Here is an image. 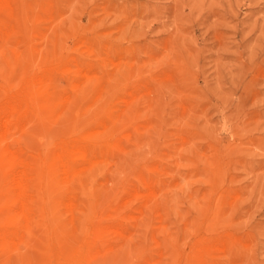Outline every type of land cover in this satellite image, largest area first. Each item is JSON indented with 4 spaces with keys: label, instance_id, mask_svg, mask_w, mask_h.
I'll return each mask as SVG.
<instances>
[{
    "label": "rangeland",
    "instance_id": "obj_1",
    "mask_svg": "<svg viewBox=\"0 0 264 264\" xmlns=\"http://www.w3.org/2000/svg\"><path fill=\"white\" fill-rule=\"evenodd\" d=\"M0 264H264V0H0Z\"/></svg>",
    "mask_w": 264,
    "mask_h": 264
},
{
    "label": "bare ground",
    "instance_id": "obj_2",
    "mask_svg": "<svg viewBox=\"0 0 264 264\" xmlns=\"http://www.w3.org/2000/svg\"><path fill=\"white\" fill-rule=\"evenodd\" d=\"M11 149V148H10ZM13 157V156H12ZM21 195V194H20Z\"/></svg>",
    "mask_w": 264,
    "mask_h": 264
}]
</instances>
